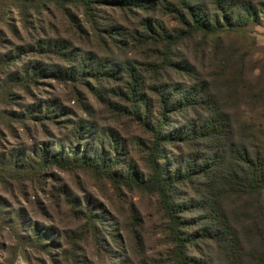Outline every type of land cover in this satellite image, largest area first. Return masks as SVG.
I'll use <instances>...</instances> for the list:
<instances>
[{
  "label": "rangeland",
  "instance_id": "1",
  "mask_svg": "<svg viewBox=\"0 0 264 264\" xmlns=\"http://www.w3.org/2000/svg\"><path fill=\"white\" fill-rule=\"evenodd\" d=\"M236 1L255 6L258 18L234 30L222 26L215 36H206L188 33V26L179 22L183 12L177 0H154L150 12L95 2L94 16L75 3L0 0V264H177L170 221L160 197L141 182H121L128 170L139 181L147 180L151 136L143 121L134 116V98L120 99L117 94L130 85L131 68L154 92L156 85L181 86V91L205 79L230 114L228 138L251 143L254 139H248L246 125H253L255 141L264 145L261 113L246 104L252 86L262 82H258L259 76L263 78L264 0ZM208 5V13L213 15V5ZM146 20L162 38L152 34V38H144ZM166 33L172 38H165ZM48 45L64 49L57 52ZM164 54L169 56L168 63L179 68V62L190 64L194 70L188 75L176 66H166ZM7 56L14 66L3 63ZM99 61L108 65L106 70H113V78L99 77L94 82L88 75L79 81L67 80L79 66L85 73L95 72ZM34 65L44 68L46 74L26 89L15 78ZM50 69L68 76L52 75ZM160 101V95L150 96V119L159 117ZM27 109L33 118L26 117ZM45 114L46 119L35 120ZM166 117L170 123L165 130H170L200 123L205 115L187 110ZM81 127H88L91 134L80 136ZM110 138L114 142L109 143ZM199 145L198 140L165 145L160 162L173 169L179 159L200 155ZM209 146V152L227 157V148ZM36 149L48 150L50 156L60 151L71 157L72 151L78 157L101 151L100 157L109 161L116 156L118 163L112 166L116 176L110 178L76 162L38 167L41 158L31 152ZM29 157L32 169L17 176L20 163ZM174 188L172 196L183 201L196 203L200 197L199 186L185 183ZM228 204L231 225L241 238L237 262L245 264L248 242L238 214L242 202ZM183 219L195 221L197 213L186 212ZM194 223L187 232L200 229ZM197 243L187 246L192 264L220 262L211 240Z\"/></svg>",
  "mask_w": 264,
  "mask_h": 264
},
{
  "label": "trees",
  "instance_id": "2",
  "mask_svg": "<svg viewBox=\"0 0 264 264\" xmlns=\"http://www.w3.org/2000/svg\"><path fill=\"white\" fill-rule=\"evenodd\" d=\"M55 1L58 3L79 4L87 15L94 16L92 8L95 2L107 3L113 7L127 8V10L132 11L139 9L144 12H150L153 10L152 4L154 0ZM208 2L213 5L212 10L215 12L213 15L208 13V6H210ZM177 4L183 12V17L179 16L178 20L181 24L188 26V33L190 34L200 32L206 34V36H215L220 32L222 26L228 27L229 30H234L243 27L251 21L254 22L258 18L255 6L250 3L241 4L236 0H177ZM261 6V13H264V3H261ZM235 9L236 12L234 11ZM145 22L146 24H143L146 32L144 38H152L151 34L154 35V38L156 36L162 38V35L155 33L154 28L149 24V20ZM180 36L181 33L179 32ZM165 38H172V35L166 33ZM48 47H51L52 50L56 49L57 52H61L64 49V47L60 48L56 45H48ZM64 55L68 56L66 53L62 54V56ZM163 56L166 66L171 67L173 65L178 67L176 64L168 63L167 58L169 56L166 54ZM9 57L7 56L3 63L7 64V66H14L16 63L11 61ZM178 64L180 66L178 68L185 74L190 75L191 71L194 70L190 64L182 62ZM107 66L104 61H99L95 72L90 73H85L84 68L79 66L77 71H71L67 80L79 81L82 76L87 77L88 75L90 76L88 78L93 79L94 82L99 81V77L113 78L112 69L106 70ZM50 72L52 75L68 76L66 73L63 75L62 72L56 69H50ZM135 73V69L131 68L129 71L130 85L126 86L125 92L120 91L117 95L120 99L123 96L134 98V116L143 121L144 129L151 136L147 155L148 168L151 173L148 175L147 180L139 181L136 173H130V170L127 169L128 172L125 173L121 182L128 185L141 182L140 184L144 188L151 190L160 197V204L170 221L169 234L176 247L177 264H192V259H189L190 257L186 253L187 246H196L199 240L201 242V240L205 239L213 242L210 244L216 247L220 255V262L214 261L212 264H241L237 262L236 258V255L241 250V238L235 233L231 225L232 222L229 218L227 207L228 203L234 205L233 203H239L240 201L242 205L238 207V214L242 217L241 222L244 230H246L248 242V249L243 255L245 264H264V145L261 141H255L256 135L254 134L253 125H246V129L250 131V134L247 135L248 139H254L251 143L228 138L227 132L232 131V126L229 123L230 114L211 93V87H209V83L205 79H201L196 84L186 86L181 91V86L165 87L156 85V89H154L156 91L154 92L151 87H146L142 84ZM262 73L263 78L259 76L258 80V82L261 80L262 82L252 86V92L246 104L253 111H256L258 115L260 112L261 114L258 117L264 120V71ZM44 74H46L44 68L34 65L33 67L24 68L20 75L21 77L15 79L18 80L21 86L24 84V88L28 89L31 83L36 82ZM95 84L98 86V83ZM96 90L98 93H102L98 87H96ZM154 95H160L161 97L159 117L150 119L151 117L148 114L149 101L150 96ZM187 110H199L204 113L205 117L199 120L200 123L193 121L185 126L177 125V128L173 127L170 130H165L170 123L167 122V113L181 114ZM26 115V117L33 118L30 110L26 112ZM47 116L45 114L40 119L35 120L46 119ZM19 119H24L23 114H20ZM23 121L21 123H24ZM174 124L176 125V123ZM262 125L264 126V124ZM88 133L91 134L88 127H81L79 130L80 136H85ZM262 135L264 134L262 133ZM193 140H198L201 144L199 145L201 157L198 154L196 157H190L189 159H184V161L179 159L178 162H174L176 167L173 169H168V165H162L160 160L165 155V145L173 142L187 144L188 141ZM108 142L112 143L114 139L110 138ZM209 143H212L216 150L222 147L227 148L225 150L227 157L218 152H209ZM84 149V153L88 154L87 146H84ZM31 152L33 155L36 153L41 158V163L38 167L45 166L47 163L64 167L65 165H70L71 162H76L98 170L110 178H115L116 172H113L112 166L118 163L119 160L116 156L113 161L101 158V151H98L92 157H88L85 154L78 157L76 151H72L73 157L70 156V153L67 154L63 151L51 156L48 150H39L38 152L36 149ZM182 164L184 165L183 169L181 168ZM20 168L16 173L17 176L22 177L30 172L32 169L31 158L29 157L26 161H22ZM33 170L36 171V169ZM185 183L201 187L200 197L196 203L183 201L184 199L172 196L175 185ZM138 186L140 185L138 184ZM171 198H174L173 203ZM186 212H196L197 219L195 221L183 219V215ZM192 222H195L194 226L196 228L200 227L194 233L187 232L190 230ZM33 238H36V236L33 235Z\"/></svg>",
  "mask_w": 264,
  "mask_h": 264
}]
</instances>
